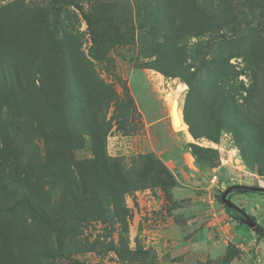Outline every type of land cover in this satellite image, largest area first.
I'll return each instance as SVG.
<instances>
[{
	"label": "rangeland",
	"instance_id": "1",
	"mask_svg": "<svg viewBox=\"0 0 264 264\" xmlns=\"http://www.w3.org/2000/svg\"><path fill=\"white\" fill-rule=\"evenodd\" d=\"M256 95L264 111V0H0V264H173L228 220V185L264 186ZM224 98L250 135L192 134L184 107L216 129ZM254 198L231 194L264 233ZM229 222L246 256L221 242L192 264H264Z\"/></svg>",
	"mask_w": 264,
	"mask_h": 264
},
{
	"label": "crops",
	"instance_id": "2",
	"mask_svg": "<svg viewBox=\"0 0 264 264\" xmlns=\"http://www.w3.org/2000/svg\"><path fill=\"white\" fill-rule=\"evenodd\" d=\"M254 199L264 200L263 198H254ZM227 219L228 220L225 221L224 224H222L219 221L221 227L219 230H217L216 224H214L209 226V229H207V231H203L204 229H200L197 233V236L195 237L189 238L187 240H184V238H180L179 242H174L172 244L173 248L171 250L172 261L169 262L173 264H192L191 262L195 261L196 259L201 260L202 258H205L207 255L213 254L215 248L221 242L234 243L236 247L241 249L239 255L246 256L248 251L244 250L243 247L245 246V242L247 240L246 235H249V233H245L244 231L243 234H239L236 233V231H233L231 234H227L226 233L228 232L227 229L230 230L232 228V227L227 228V226L230 225L229 220L231 219V216H228ZM255 240L256 238L252 239V243L255 242ZM259 241L261 244V240ZM262 244H263L262 246H264V243ZM239 262L240 260L236 256H233L229 264H238Z\"/></svg>",
	"mask_w": 264,
	"mask_h": 264
},
{
	"label": "trees",
	"instance_id": "3",
	"mask_svg": "<svg viewBox=\"0 0 264 264\" xmlns=\"http://www.w3.org/2000/svg\"><path fill=\"white\" fill-rule=\"evenodd\" d=\"M220 38L222 41H226L227 37L226 35H220ZM220 52H223L222 49H219ZM188 85L191 87V83L189 81H187ZM231 100L229 98H224L222 105H221V117L219 118V125L218 128L216 129H212V128H203L200 130L195 129L194 125H192L189 121H188V117H187V109L186 107H184L183 109V113H184V118L186 120V122L189 124V129L192 132V134H194L195 136H200V135H205L208 136L210 138H214L216 139L218 134L220 133V130L222 128L229 130V127H227L230 123H234L235 125H239L240 126V130L238 132H245L249 134L248 129L246 128V120H242L239 119L238 117H234L233 114V109L232 106L230 104ZM250 107L252 108L253 114L255 115L256 119L261 122V120L263 119L264 116V111H263V107L261 105V100H259V95L257 97H254V103H251ZM254 129L258 128L259 125H252ZM237 134H240L238 133ZM250 135V134H249ZM239 140H242L240 135H237ZM251 138H254V136L252 135ZM252 157H255L256 155L254 153H251ZM227 212L229 213V215L234 218L238 223L242 222L239 220L238 215H236L232 210H230L229 208H227ZM252 219H254V216L249 215ZM264 230V229H263ZM256 235L259 238H263L264 237V233L263 232H255Z\"/></svg>",
	"mask_w": 264,
	"mask_h": 264
},
{
	"label": "water",
	"instance_id": "4",
	"mask_svg": "<svg viewBox=\"0 0 264 264\" xmlns=\"http://www.w3.org/2000/svg\"><path fill=\"white\" fill-rule=\"evenodd\" d=\"M171 120L172 123H176L175 119V105L171 109ZM244 191H251L264 194V186L262 185H253V184H231L228 185L221 192V200L227 208L232 210L236 215H238L239 220L245 224L252 231H257L259 229L258 223L252 219L242 208L236 205L231 200V194L233 192L239 193Z\"/></svg>",
	"mask_w": 264,
	"mask_h": 264
},
{
	"label": "bare ground",
	"instance_id": "5",
	"mask_svg": "<svg viewBox=\"0 0 264 264\" xmlns=\"http://www.w3.org/2000/svg\"><path fill=\"white\" fill-rule=\"evenodd\" d=\"M174 105H175V119H176V123H173V124H176V126L178 125V130L181 129V130L185 131L184 122H183V120L181 118V114H180V111H179V103H178V100H177V95L175 96L173 102L170 104V111H171V109L173 108Z\"/></svg>",
	"mask_w": 264,
	"mask_h": 264
},
{
	"label": "built area",
	"instance_id": "6",
	"mask_svg": "<svg viewBox=\"0 0 264 264\" xmlns=\"http://www.w3.org/2000/svg\"><path fill=\"white\" fill-rule=\"evenodd\" d=\"M212 181L214 182V181H215V179L213 178V179H212Z\"/></svg>",
	"mask_w": 264,
	"mask_h": 264
}]
</instances>
